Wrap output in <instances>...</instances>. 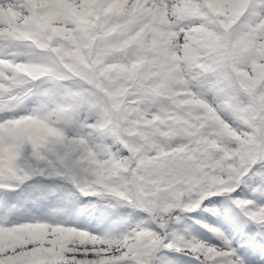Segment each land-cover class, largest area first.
Wrapping results in <instances>:
<instances>
[{
  "label": "snow or ice",
  "instance_id": "snow-or-ice-1",
  "mask_svg": "<svg viewBox=\"0 0 264 264\" xmlns=\"http://www.w3.org/2000/svg\"><path fill=\"white\" fill-rule=\"evenodd\" d=\"M0 264H264V0H0Z\"/></svg>",
  "mask_w": 264,
  "mask_h": 264
}]
</instances>
